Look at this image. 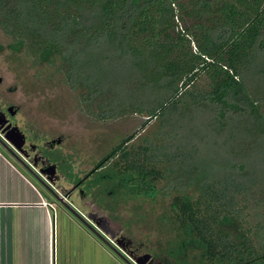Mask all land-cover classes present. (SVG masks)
Wrapping results in <instances>:
<instances>
[{
    "label": "rangeland",
    "instance_id": "1",
    "mask_svg": "<svg viewBox=\"0 0 264 264\" xmlns=\"http://www.w3.org/2000/svg\"><path fill=\"white\" fill-rule=\"evenodd\" d=\"M93 43L90 58V53L79 52L69 63L57 55L39 64L36 56L41 58L40 53L21 47L0 27V196L22 194L28 186L23 180L50 195L53 202L47 201L60 213V225H65L58 238L55 232L54 243L51 241L52 258L58 264H104L100 263L103 258L111 264H133L143 254L150 255L146 264H176L172 250L180 230L172 204L180 199L175 197L190 195L193 205L200 201L198 207L203 212L205 198L197 183L201 179L219 182L218 178H235L237 182L225 193L234 197L239 221L243 220L242 226L236 220L230 224L233 242L240 243L235 235L242 230L247 233L244 238L250 239H245L247 248L261 253L264 46L245 58L247 64L240 75L247 95L257 100L263 117L250 119L243 112L217 116L219 108L211 101L197 105L186 98L166 104L165 118L150 119L147 107L164 93L141 99L132 82L124 85L127 62L122 67L120 57L99 53L97 42ZM67 66L75 83L70 82ZM199 74L191 90L202 96L211 87L207 74ZM129 85L134 94L127 107L121 104L129 97ZM135 101L142 102L145 110L132 109ZM9 126H16L24 134L20 151L2 139ZM131 134L134 137L125 143L124 154L120 150L106 167L82 179ZM132 161L138 168L154 169L150 174L155 179L153 195L137 194L126 184L114 190L112 183L120 176L93 185L94 176L101 171H123L131 168ZM51 165L53 173L40 174ZM48 211L55 223L56 215L50 208ZM62 212L66 218L61 217ZM90 213L104 217L110 233L98 229L88 219ZM185 255L189 262L200 260L194 248L186 249ZM258 262L264 264V260Z\"/></svg>",
    "mask_w": 264,
    "mask_h": 264
},
{
    "label": "trees",
    "instance_id": "2",
    "mask_svg": "<svg viewBox=\"0 0 264 264\" xmlns=\"http://www.w3.org/2000/svg\"><path fill=\"white\" fill-rule=\"evenodd\" d=\"M0 27L21 47L40 53L41 58L36 56L39 64L57 55L69 63L79 52L90 53V58L93 41L97 42L99 53L120 57L122 67L127 62L124 85L132 82L141 99L164 93L147 107L150 119L165 118L166 104L186 98L197 105L211 101L222 117L242 112L250 119L263 117L240 75L247 64L245 58L264 46V0H0ZM67 71L70 82L75 83L71 67L67 66ZM200 72L207 74L211 87L202 96L191 90ZM132 86L121 105L128 107L133 99ZM130 106L135 111L145 110L142 102ZM133 137L129 135L109 151L82 179L106 167L120 150L124 154L125 143ZM138 167L133 162L123 171H101L94 176L93 185L120 176L112 183L114 190L126 184L137 194L153 195L155 179L150 174L154 169ZM218 180L197 183L205 198L203 212L198 207L200 201L193 205L190 195L175 197L180 199L172 204L180 230L172 250L176 264H261L258 261L264 260V249L258 254L249 250L244 244L245 239L250 240L244 238L246 232L235 235L239 244L233 242L230 224L236 220L242 226L243 220L239 221L234 197L225 193L236 179ZM189 247L199 251V262L186 259Z\"/></svg>",
    "mask_w": 264,
    "mask_h": 264
},
{
    "label": "crops",
    "instance_id": "3",
    "mask_svg": "<svg viewBox=\"0 0 264 264\" xmlns=\"http://www.w3.org/2000/svg\"><path fill=\"white\" fill-rule=\"evenodd\" d=\"M23 181L29 187L25 185L22 194L0 196V264H58L52 258L51 241L54 243L55 232L58 238L60 229H65L60 225V213L55 207L54 223L52 213L42 205V200L53 202L50 195ZM63 216L66 218L65 212ZM100 263L111 264L106 258Z\"/></svg>",
    "mask_w": 264,
    "mask_h": 264
},
{
    "label": "water",
    "instance_id": "4",
    "mask_svg": "<svg viewBox=\"0 0 264 264\" xmlns=\"http://www.w3.org/2000/svg\"><path fill=\"white\" fill-rule=\"evenodd\" d=\"M10 128V129H9ZM9 131L6 133V135L4 136L3 141L8 143L9 146L15 150V151H20L21 146L24 144L25 138H24V134H22L19 129L16 126H9L8 127ZM54 167V165H51L49 167H46L45 169L40 170V174H46V173H53L52 168ZM40 174L38 176H40ZM61 201L62 198H59ZM66 203V202H65ZM91 221L94 222L96 215L90 213L88 216ZM94 224L96 225V227L98 229L104 230L107 233H110V229L107 228L108 223L106 222V220L104 219V217L101 216H97V221L96 223L94 222ZM119 244V242H118ZM150 260V255L149 254H143L137 258H135V260H133V264H146L148 261Z\"/></svg>",
    "mask_w": 264,
    "mask_h": 264
},
{
    "label": "built area",
    "instance_id": "5",
    "mask_svg": "<svg viewBox=\"0 0 264 264\" xmlns=\"http://www.w3.org/2000/svg\"><path fill=\"white\" fill-rule=\"evenodd\" d=\"M42 205H43L47 210H48V208H50L51 210H53V212H54V210H55V207L53 206V203L48 202L47 200H42ZM83 216H85L84 213H83Z\"/></svg>",
    "mask_w": 264,
    "mask_h": 264
},
{
    "label": "flooded vegetation",
    "instance_id": "6",
    "mask_svg": "<svg viewBox=\"0 0 264 264\" xmlns=\"http://www.w3.org/2000/svg\"><path fill=\"white\" fill-rule=\"evenodd\" d=\"M97 217V216H96ZM97 221V218L95 219Z\"/></svg>",
    "mask_w": 264,
    "mask_h": 264
}]
</instances>
